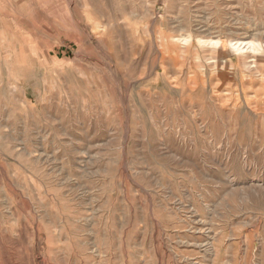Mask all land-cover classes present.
I'll list each match as a JSON object with an SVG mask.
<instances>
[{"label": "rangeland", "instance_id": "obj_1", "mask_svg": "<svg viewBox=\"0 0 264 264\" xmlns=\"http://www.w3.org/2000/svg\"><path fill=\"white\" fill-rule=\"evenodd\" d=\"M235 42L264 49V0H0V264H264Z\"/></svg>", "mask_w": 264, "mask_h": 264}, {"label": "bare ground", "instance_id": "obj_2", "mask_svg": "<svg viewBox=\"0 0 264 264\" xmlns=\"http://www.w3.org/2000/svg\"><path fill=\"white\" fill-rule=\"evenodd\" d=\"M218 44V43H217ZM216 44V45H217ZM247 45L245 44H242V43H239V42H235V43H230V52L234 53H240L242 52L243 49L246 48ZM248 49H251L252 51L254 52H257V53H262L264 52V49L262 48L261 45H255V44H252V45H248V47L245 49V50H248ZM228 64V63H227ZM222 65V64H221ZM226 65V64H225ZM229 65V64H228ZM227 66V65H226Z\"/></svg>", "mask_w": 264, "mask_h": 264}]
</instances>
